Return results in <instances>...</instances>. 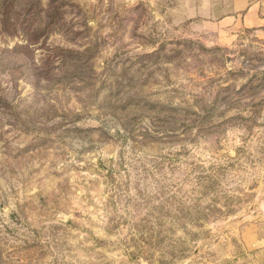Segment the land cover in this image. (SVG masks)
<instances>
[{
    "label": "rangeland",
    "instance_id": "rangeland-1",
    "mask_svg": "<svg viewBox=\"0 0 264 264\" xmlns=\"http://www.w3.org/2000/svg\"><path fill=\"white\" fill-rule=\"evenodd\" d=\"M0 264H264V0H0Z\"/></svg>",
    "mask_w": 264,
    "mask_h": 264
}]
</instances>
